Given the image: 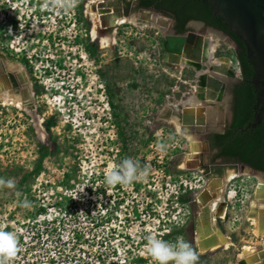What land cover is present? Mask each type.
Instances as JSON below:
<instances>
[{
  "label": "rangeland",
  "instance_id": "1",
  "mask_svg": "<svg viewBox=\"0 0 264 264\" xmlns=\"http://www.w3.org/2000/svg\"><path fill=\"white\" fill-rule=\"evenodd\" d=\"M15 1L0 14V46H7L15 64L25 65L28 56L37 75L30 81L38 117L0 104V179L15 183L0 185V231H14L22 217L53 206L77 239L73 247L89 257L85 264H156L148 236L188 242L195 264H239L243 249L264 247V234L249 217L261 175L246 169L233 180L224 174L220 186L217 202L228 210L223 218L214 214V222L225 244L202 248L198 196L208 181L188 164V154L199 155L201 145L197 154L177 121L151 118L158 107L160 113L169 101H186L197 90L193 68L168 62L165 33L125 22L113 27L115 43L102 47L91 38L93 22L86 13L88 5L98 12L92 6L101 0H60V12L39 20L41 9L27 6L30 0ZM100 23L98 35L111 32ZM190 25L210 36L207 27ZM216 55L229 57L239 70L235 46L223 38ZM220 105L200 104L192 115L197 118L199 108L209 125L219 126ZM124 159L139 164L142 178L107 186L106 174ZM25 200L30 209L21 206ZM4 257L0 253V264Z\"/></svg>",
  "mask_w": 264,
  "mask_h": 264
},
{
  "label": "water",
  "instance_id": "2",
  "mask_svg": "<svg viewBox=\"0 0 264 264\" xmlns=\"http://www.w3.org/2000/svg\"><path fill=\"white\" fill-rule=\"evenodd\" d=\"M207 1L210 2L215 15L220 16L229 30L245 43L248 55L254 57L261 81L264 83V0ZM135 2L136 0H101L96 5H93L92 8L94 11H98L101 14V27L108 28L114 26V22L118 18H129L133 14H136ZM137 11L138 13L148 11L160 17H167L156 9L139 8ZM170 20L172 21V19ZM139 22L141 23L143 21L138 20V23ZM191 23H200L202 27L206 26V24L200 20H194ZM207 28L223 35L229 44L235 47L238 46L235 39L228 32L212 26H207ZM159 29L166 34L164 47L167 51L168 62L177 64L183 59L182 61L185 66L191 67L197 72V85H199L197 97L201 100L202 104L222 101L225 96L227 78H236L237 70L235 66L232 63L226 68L215 65L212 58L208 55V42H204L203 37L196 32L187 31L186 33H175L169 25L167 27H159ZM24 94L33 99L32 92L30 93V91L25 90ZM31 103L33 105L32 107L36 108L33 100ZM171 113L182 124V134L187 132L188 134H196L199 136L196 137L201 145V151L198 156L199 163L197 166L194 163L188 162V164L192 168H198L207 178L208 182L211 174H218L222 177L229 169H234L240 174H244L246 169H250L253 173H259L264 179V171L257 170L243 162L207 165L204 159L205 154L209 152L210 146L209 140L205 138L207 133V122L204 116L200 114L195 118L189 112H183V106L181 105L174 108ZM259 121L260 116L257 115L256 121L249 123L244 130L255 127ZM219 183L220 182L216 183L215 186H219ZM207 184L204 191L198 196L201 211L198 216L197 232L198 224L201 220H210L208 202L211 196L210 191L207 189ZM249 217L258 219L262 225L261 229L264 230V200L258 202L253 208L251 207ZM259 257L264 259V253L260 254ZM259 257L254 256L249 262L257 263L262 260H260ZM249 262L246 259L239 260V264H250ZM261 264H264V260L261 261Z\"/></svg>",
  "mask_w": 264,
  "mask_h": 264
},
{
  "label": "trees",
  "instance_id": "3",
  "mask_svg": "<svg viewBox=\"0 0 264 264\" xmlns=\"http://www.w3.org/2000/svg\"><path fill=\"white\" fill-rule=\"evenodd\" d=\"M138 6L156 9L176 21V31H184L191 20L203 21L206 25L228 32L237 42L238 61L243 73L239 84V113L225 132L214 134L211 147L219 151L215 157L226 161L243 162L264 171V114L255 127L245 129L256 121L254 106L257 102L255 85L250 82L256 67L248 57L245 43L226 26L224 20L215 15L207 0H138Z\"/></svg>",
  "mask_w": 264,
  "mask_h": 264
},
{
  "label": "flooded vegetation",
  "instance_id": "4",
  "mask_svg": "<svg viewBox=\"0 0 264 264\" xmlns=\"http://www.w3.org/2000/svg\"><path fill=\"white\" fill-rule=\"evenodd\" d=\"M60 0H30L27 3V6H30L31 4L33 5V7L35 9H37V7L39 9H41V11L39 10V19H43L44 17H50L51 13H53L54 11H57L60 7ZM16 3L15 0H0V14L3 12V10L5 12H10L9 8H14V4ZM75 5V4H73ZM90 5H88V11H86L87 13V17L93 22V27L95 26V35H93L92 33V29L90 31V35L92 40H99V42L102 45V38L109 33H106L105 35H98L97 32V21L100 19V14L99 12H90ZM141 7L138 6V0H136L135 2V10L137 11V9H139ZM59 11V10H58ZM60 12V11H59ZM144 12V11H143ZM57 15V12H55ZM138 14V15H137ZM139 14H141V12L136 13L135 16H139ZM164 14V13H163ZM134 15V14H133ZM166 15V14H165ZM167 17H169L170 19H172V29L175 33H186L187 31H191L192 27L190 25V23L194 20H191L187 23L186 25V29L184 31H176V21L174 18L166 15ZM10 19H12V17H10ZM42 20H40L41 22ZM44 22V21H43ZM13 24H16V20H12ZM123 23H117L116 25H120ZM209 25L203 26V27H207ZM202 28V25L201 27ZM115 29V28H114ZM103 47V46H102ZM238 46L235 47V49L237 50ZM0 93L2 92H9L10 94H12V102L9 103H3L0 102V104H12L18 108L24 109L28 114L33 115L35 117H38V114L36 113V108L34 110H30V104H32V100L34 101V92H33V81H30V77L31 76H36L37 75L34 73L32 74V72L29 70V64L28 63V56H26L25 60L26 64H15L13 62H11V53H9L7 46H5L4 48L2 46H0ZM3 49H5V51H2ZM11 54V55H10ZM39 56V55H38ZM248 57L250 58V60L253 62V64L256 67V62L254 57H250L248 55ZM237 62L239 65V73L237 72L236 78L232 79V78H227L226 80V91H225V96L227 98V104H221L220 108L222 113H224L222 120L220 121V125L219 126H213V125H209V123L207 122L206 124V135L205 138L209 140V152L205 154V159L204 162L208 165L211 164H220V163H230V162H235V161H226L224 158L222 157H215V155L218 153V149L217 148H212L211 147V143H212V139L214 134L217 133H223L225 132V130L232 125L233 121L235 120L237 114L239 113V104H241V102L238 101V97H239V84L241 83V81L243 80L244 76L241 70V66L240 63L238 61V57H237ZM251 83H253L255 85L256 91H257V102L256 105L254 106L255 109V117H257V115H259L260 117L264 114V83H262L261 78H260V74L257 70H255L254 75L252 76ZM7 86V87H5ZM30 91V93L32 92L33 94V99H31L29 96H26L24 94V91ZM31 94V96H32ZM189 97H192V94L190 96L187 97V99ZM20 103L22 104L21 106H17V104ZM186 111V110H185ZM184 111V112H185ZM160 115V113L158 114ZM171 120H175V117L169 115ZM191 140V138H190ZM192 141L194 142L193 144V148H197L196 147V141L194 139H192ZM199 143V142H198ZM192 146V144H191ZM200 147V145H199ZM199 154V153H197ZM207 158V159H206ZM198 159V155L197 157L194 156L190 162L195 163V165H197L199 162ZM249 170V169H248ZM220 190V189H219ZM216 191H214L212 193V195L215 193ZM211 194V191H210ZM212 197V196H211ZM209 203V202H208ZM222 204V203H221ZM214 212H215V208H214ZM203 229H205V225L202 226Z\"/></svg>",
  "mask_w": 264,
  "mask_h": 264
},
{
  "label": "bare ground",
  "instance_id": "5",
  "mask_svg": "<svg viewBox=\"0 0 264 264\" xmlns=\"http://www.w3.org/2000/svg\"><path fill=\"white\" fill-rule=\"evenodd\" d=\"M135 15L136 14L130 16L129 18H126V17H120V18H118L114 22L115 23L114 26L117 23H125V22H133V23L137 24L138 23V20L143 21L141 23L146 24V25H148V23H149L148 26H151V27H154V28L167 27L168 24H169V21L165 17H162L161 18L160 16H157L155 14H152V13H150L148 11H144V12L142 11L141 14H139V16H135ZM100 18H101V16H100ZM93 22H95V21H93ZM100 22H101V19H100ZM193 25H196V27H198V28L201 27L200 23H194ZM95 26L92 29L93 35H95ZM114 26H112L111 31H112V29H113ZM140 26L143 27V25H140ZM115 34H116V29H114L110 34L104 36L102 38V46L103 47H108V46H111L112 44H114L115 41H116ZM209 35L210 36L207 37V38L203 37L204 42H208V45H209L208 55L210 56V58H212V61H213V63L215 65L220 66V67H223V68L224 67L225 68L228 67L229 64L231 63V59L229 57H227V56H217L216 55V51H217V47L219 45V42H220V40L222 38L225 40V37L223 35H221L220 33L216 32V31H213V30H209ZM202 46H203V44H202ZM182 60H180L177 64L176 63L175 64L178 65V66H180V65L181 66H185L183 64V61ZM198 91H199V85H197V90L195 91V94L194 95L197 96ZM12 101H13L12 94H10L9 92H6L5 91V92L0 93V102L9 103V102H12ZM182 102L184 103V100H182ZM182 102H179L178 104H174L172 101H169L164 106L165 108L161 110L160 115H159V118H162V117L163 118H165V117L166 118H170L169 115H173V114H170L171 110H173L174 108H176L178 105L183 106V103ZM171 103H173V104H171ZM187 103H190V104L191 103H195V98L189 99V101H187ZM21 105L22 104H20V103L17 104V106H21ZM185 105H188V104H185ZM191 105H196V104H191ZM32 106L33 105L30 104V108H29L30 110H34L35 109ZM183 109H186V106L185 107L183 106ZM200 113H201V109H198V116L200 115ZM175 120L177 121V123L179 125V131L181 132L182 131V124L178 121V119L176 117H175ZM184 134H187L188 136H190L192 148L194 147L193 146L194 145L193 144L194 142L192 141V139L196 140V147L199 148L200 143H198L199 141L196 139L195 136H192V135L188 134L187 132L184 133ZM190 148H191V146H190ZM195 152L197 153L198 152V149L195 148ZM194 156L197 157L196 154H194ZM193 157H192L191 154H188V161H189V163H191L190 160ZM231 171H233V172L231 173ZM237 173H238V171H236L234 169H229L227 171V175H229V177L231 178V180H233V179H235L237 177L236 176ZM218 176H219L218 174H211L210 183L208 185L209 186V189H208L209 191H214L215 189L217 190L213 194L214 197H216L217 199L215 201H212L211 204L208 203L209 212H210V220L209 221L201 220L199 222V224H198V232L197 233H198V235L200 234L199 235V238H201L200 239V242L203 245L202 248H208V247H213V246H218V245L225 244L224 239L218 235V231H217V228H216V223L214 222V221H216V220H214V214H215V217L216 218H218V217L219 218H223L227 214V210H228V206L226 204H219L217 202V200L220 201V199L218 197L221 195L220 194L221 190H219V189H220V186L222 185V182H223V179H224V175H222V177L221 176L218 177ZM218 182H220L219 183L220 185L219 186H215L216 183H218ZM263 200H264V179L261 176L260 177V182H259L258 186L255 189V193L252 196L251 207L253 208L254 206L257 205L258 202L263 201ZM214 208H215V212H214ZM252 219H255L256 220L255 221V226H256L255 231L257 233L259 232L261 234H264V230L261 229V226L262 225H261L260 221L258 219H256V218H252ZM204 225H205V229L202 228V226H204ZM258 250L259 249H257L256 247H246L245 249H243L242 253L239 254L238 258H239V260L246 259L249 262L252 257H254V256L255 257H259L260 254L264 253V249L263 250H260L258 253H256ZM260 258L261 257H259V259ZM263 260L264 259H262L261 261H263ZM261 261H259L260 264H261ZM250 264H256V262H252Z\"/></svg>",
  "mask_w": 264,
  "mask_h": 264
},
{
  "label": "built area",
  "instance_id": "6",
  "mask_svg": "<svg viewBox=\"0 0 264 264\" xmlns=\"http://www.w3.org/2000/svg\"><path fill=\"white\" fill-rule=\"evenodd\" d=\"M159 109L151 113L152 119ZM62 217L53 206H46L45 212L35 216L22 217L20 224L11 231L17 242L15 254L5 256L2 264H85L89 257L73 247L77 239L67 233Z\"/></svg>",
  "mask_w": 264,
  "mask_h": 264
},
{
  "label": "clouds",
  "instance_id": "7",
  "mask_svg": "<svg viewBox=\"0 0 264 264\" xmlns=\"http://www.w3.org/2000/svg\"><path fill=\"white\" fill-rule=\"evenodd\" d=\"M70 7L71 5H67ZM146 171V170H145ZM144 172L139 170V164L132 159H124L119 166L109 171L105 176L107 186L117 184L127 185L134 180L141 179ZM0 185L14 188L13 180L0 179ZM23 208L30 209L31 204L25 200ZM16 237L11 232L0 231V253L6 257H11L16 251ZM148 251L156 264H195L197 256L190 244L182 239H178L174 244L157 239L154 236L147 237Z\"/></svg>",
  "mask_w": 264,
  "mask_h": 264
},
{
  "label": "crops",
  "instance_id": "8",
  "mask_svg": "<svg viewBox=\"0 0 264 264\" xmlns=\"http://www.w3.org/2000/svg\"><path fill=\"white\" fill-rule=\"evenodd\" d=\"M196 91V90H195ZM195 91H194V93L192 94L193 96L192 97H189L188 98V100L186 99V101L184 100V99H182V100H184V103L182 102V100H177V104L179 103V102H182L183 103V106L185 107L186 106V109H183V112L186 110V112H189L191 115H192V113L194 112L193 110L194 109H196V107H198L200 104H202V102H200V99H197V96L196 95H194L195 94ZM192 98H195V103H191V104H196V105H191L190 103H187V101H189V99H192ZM227 102V98H226V96H224L223 97V99H222V101H217V103L218 104H225ZM174 103V102H173ZM173 103H171V104H173ZM216 103V101L215 102H213V103H211V104H215ZM185 104H188V105H185ZM191 105V106H190ZM190 107H192V108H190ZM199 108H197V110H198ZM171 112H172V110H171ZM170 112V114H172ZM172 116V115H171ZM170 117V116H169ZM172 119V118H171ZM256 248H259V250L256 252V253H258L260 250H263L264 249V247H256ZM238 256H239V254H238ZM262 258H260V260H261ZM256 264H260V262H257Z\"/></svg>",
  "mask_w": 264,
  "mask_h": 264
}]
</instances>
